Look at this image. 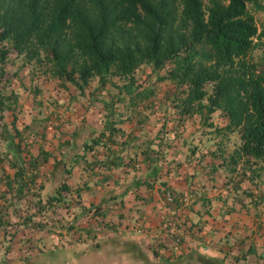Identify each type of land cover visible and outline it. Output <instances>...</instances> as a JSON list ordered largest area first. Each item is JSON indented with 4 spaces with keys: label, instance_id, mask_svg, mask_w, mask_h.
<instances>
[{
    "label": "crops",
    "instance_id": "crops-1",
    "mask_svg": "<svg viewBox=\"0 0 264 264\" xmlns=\"http://www.w3.org/2000/svg\"><path fill=\"white\" fill-rule=\"evenodd\" d=\"M108 85L64 90L65 126L54 111L45 144L33 146L35 132L27 131L33 155L46 150L33 170L22 141L5 147L11 154L0 157V264H264L262 160L242 175L240 163L233 172L223 164L208 172L220 161L211 154L212 133L191 146L181 134L170 142L169 131L157 140L158 122L149 126L150 114L121 104ZM111 99L116 107L108 114ZM63 178L66 187L56 190ZM172 214L182 221L179 242L162 227ZM26 247L34 252L22 254Z\"/></svg>",
    "mask_w": 264,
    "mask_h": 264
},
{
    "label": "trees",
    "instance_id": "trees-1",
    "mask_svg": "<svg viewBox=\"0 0 264 264\" xmlns=\"http://www.w3.org/2000/svg\"><path fill=\"white\" fill-rule=\"evenodd\" d=\"M170 1L90 0L87 8H82L80 0H5L4 6H0V42L12 38L17 49L31 40L45 45L57 74L58 81L53 82L55 87L64 88L69 82L82 92V87L92 76H97L98 87L106 82L114 84L105 74L115 71L118 77L126 80L116 86L119 94L116 100L137 112L145 108L144 99L153 92L151 84L169 77L175 88L180 86L170 98L178 108L179 116L190 115L193 111V107L188 108L190 101H200L194 107L196 111L201 113L204 107L208 115L220 108L226 118L222 130L238 132L240 140L229 151H225L221 139L213 141L217 150L211 154L218 155L220 161L210 162L208 172H213L218 164H223L221 166L226 172H233L237 163H240L239 174L247 169L252 171L255 163L264 157V67L258 69L256 63L248 58V52L258 45V38L264 34V25L258 27L247 5L250 0H179L180 19L186 30L172 39L166 35L173 20ZM252 5L253 9H264V5L256 0H252ZM127 22L137 25V33L141 32L144 39L138 54L137 49H131L127 44L113 42L111 32L119 31L118 25ZM4 55V49L0 48V59ZM75 55L81 57L79 65L76 68L70 65L66 70ZM142 59L150 63V67L145 73L147 78L136 83L132 72ZM162 69L165 70L159 74ZM75 72L77 77L73 76ZM150 73H153L154 81L149 79ZM144 82L146 85L137 87ZM208 84L209 91L205 88ZM178 92L183 95H177ZM3 96L0 99L1 110L13 111L17 95H12L13 98ZM113 100L107 107L108 114L115 106ZM52 114L54 116L55 112ZM165 118L160 116L158 119L161 121L158 123L160 133L155 132L153 137L157 140L166 131L163 129ZM15 129L19 134L16 126ZM217 132L219 129L215 128L213 135ZM37 134L35 132L32 136V142L37 138L43 143L48 141L44 132ZM174 136L172 133L169 135ZM189 150L193 151L192 148ZM29 153L28 165L33 170L37 154L45 156L46 150L40 148L36 155ZM65 187L63 178L56 190ZM21 204L25 206L20 207L26 210V201H21ZM33 250L26 247L21 253L30 254Z\"/></svg>",
    "mask_w": 264,
    "mask_h": 264
},
{
    "label": "rangeland",
    "instance_id": "rangeland-1",
    "mask_svg": "<svg viewBox=\"0 0 264 264\" xmlns=\"http://www.w3.org/2000/svg\"><path fill=\"white\" fill-rule=\"evenodd\" d=\"M203 1L206 2L207 0ZM250 1H247L248 8L253 13L255 21L260 28L264 25V9H253L252 0ZM256 1L259 4L264 5V0ZM89 2L90 0H80L79 4L82 5H80L82 8H87ZM4 4L5 0L4 2L0 0V6L2 7ZM169 5L173 13V20L166 31V35L172 39H175L179 33L186 30V25L180 19L179 0H171ZM118 28L119 31L114 30L111 32L113 35L114 44H127L129 48L137 49L138 51L136 54H138L144 45V39L141 37V32L137 33L139 27L133 23L127 22L126 24L120 23ZM258 39V45L248 52V58L254 61L256 63V67L259 69L264 67V34H262ZM0 48L4 49L5 54L4 57L0 59V99L4 98L3 95H9L10 97L15 94L17 95L13 111L6 109L1 110L0 108V157L2 156L7 158V155L10 152L6 151L5 147H9L8 144L12 145L16 141H22L20 144L23 145L28 151L33 153V148L29 149L32 147V145L26 146L27 143L25 134L28 130L34 132L39 130L43 132L44 129L47 130L48 121H50V119H54L52 112L54 113V111H56L57 114H59V117L61 118L59 125H62L63 127L65 126L64 122L66 120L68 105L63 103L64 100H62V96L65 94L64 88L67 89L71 88L72 86L69 82H66V87L64 88L55 87L53 84V82L58 81L56 78L57 74H55V68L51 55L48 53V49L45 45L37 44L31 40L26 46H23L21 49H17L13 46L11 38L3 39L0 42ZM80 61L81 57L75 55L71 59V62L68 63L66 70L70 68V65H72V68H76ZM166 64L170 66V63L167 60ZM149 67L150 63H148L145 59H142L133 69L132 79H134L136 83L138 81H143V79L147 78L145 73L149 71ZM164 70L162 69L160 70L161 72L158 73L161 74ZM152 74H149V79H152ZM73 76L77 77V73L75 72ZM105 77L110 78L114 83L107 86L109 89L108 92H116V86L118 87V84H120L122 81H126L123 77H118L116 72L113 70L107 72ZM96 78L97 76H92L91 78L89 77L85 87H83L84 91H87L86 88L88 87L97 86ZM141 83H139L140 86L137 87L146 85V82L143 84ZM151 87L153 92L144 99V106L146 109L141 108V110L147 111L148 115L150 114L151 120L149 121V126H155L157 122H161L158 121L160 116L166 117L163 120V129L175 134L174 137H169L170 142H172L174 139H178L177 135L181 134L179 135V138L183 137V139H187L191 137L192 142L189 145L191 146L193 143H198V141H196L197 138H200L199 142H203L204 137L209 135V130L212 133L211 136L216 140L221 139L228 149H231L239 142L240 138L236 130L227 132L222 130V127L226 122L224 110L218 108L207 115V112L203 107L202 112L199 113L194 107L196 104H199L200 101H190L189 103H191V105L188 108L191 109L193 107V111L190 113V115L184 116V118L179 116V113L177 112L178 108H175L174 104L171 103L173 101L170 99L173 94L179 91L180 86L175 88L173 80L169 77H164L154 84H151ZM205 88L207 91H209L210 84H208ZM105 89L106 88H104L102 91ZM75 92H77V89ZM177 95L183 94L178 92ZM169 99L171 105L167 103ZM175 99L177 100V98ZM202 101L204 102L205 100L203 99ZM82 102L84 103L85 101L82 100ZM154 114L159 115L158 119L154 118ZM15 126L20 127V130L22 129L19 134L15 133ZM215 128H218L219 132L213 135ZM50 130L51 128L46 131L47 136L50 135ZM172 130H174V133ZM149 131L150 132L147 133L148 136L151 134V129H149ZM46 140H48V138H46ZM35 142L36 143H33V146L35 147V144L39 142L43 143V141L39 138H37ZM20 144L18 147H20ZM20 149L22 148L20 147ZM261 160L264 164V157L261 158ZM242 198L244 197H239V199ZM53 262L56 263L59 261L54 260ZM89 264L122 263L114 262L106 258L103 261L98 260Z\"/></svg>",
    "mask_w": 264,
    "mask_h": 264
},
{
    "label": "built area",
    "instance_id": "built-area-1",
    "mask_svg": "<svg viewBox=\"0 0 264 264\" xmlns=\"http://www.w3.org/2000/svg\"><path fill=\"white\" fill-rule=\"evenodd\" d=\"M156 191L165 196L167 199H170V193L166 191L162 186H158ZM173 214L169 216L166 221L162 222V227L165 233L170 238H172L175 242H179L184 234L182 230V221L179 220L178 217Z\"/></svg>",
    "mask_w": 264,
    "mask_h": 264
}]
</instances>
